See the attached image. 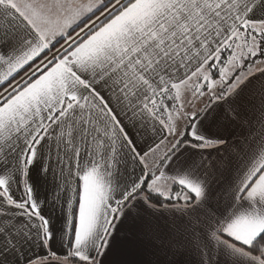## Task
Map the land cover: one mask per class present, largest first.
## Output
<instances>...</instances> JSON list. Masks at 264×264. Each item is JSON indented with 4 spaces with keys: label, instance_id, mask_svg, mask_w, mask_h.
<instances>
[{
    "label": "snow or ice",
    "instance_id": "1",
    "mask_svg": "<svg viewBox=\"0 0 264 264\" xmlns=\"http://www.w3.org/2000/svg\"><path fill=\"white\" fill-rule=\"evenodd\" d=\"M0 264H264V0H0Z\"/></svg>",
    "mask_w": 264,
    "mask_h": 264
}]
</instances>
